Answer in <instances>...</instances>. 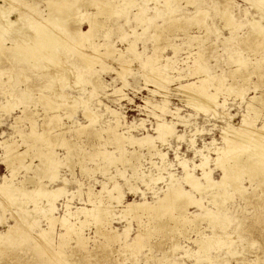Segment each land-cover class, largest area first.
<instances>
[{
    "label": "rangeland",
    "instance_id": "obj_1",
    "mask_svg": "<svg viewBox=\"0 0 264 264\" xmlns=\"http://www.w3.org/2000/svg\"><path fill=\"white\" fill-rule=\"evenodd\" d=\"M79 1H74L78 8L73 5L65 17L60 12L52 13L46 0H0L3 8L14 5L8 17L12 22L18 20L13 25H0V182L4 178L25 180V186L33 189L38 179L48 187L63 185L66 190L56 201L54 215L59 219L50 241L40 233L50 224L45 216L49 207L45 197L36 201L24 199L25 212L13 200L0 198V235L14 224V234L26 232V237L20 233L13 236L16 241L0 245V264H264V185L251 186L245 180L247 189L243 195L234 193L231 186L222 188L228 195L223 198L221 212L230 215V221L224 220L223 225L228 224L229 228L223 231V226L198 221L201 231L220 240L210 247V258L196 252L199 248L194 239L198 237V228L193 222L162 232L152 226L154 221L149 222L145 209L122 213L127 203L146 200L157 204L158 196L165 195L171 182L182 183L186 190L202 197L206 206L217 209L214 200L221 198L212 196L209 190L201 194L188 185L180 161L186 159L201 177L202 168L193 166L201 163L202 154H207V167H212V176L221 180V167L215 164L216 148L226 146V132L239 127L249 114V99L264 95V40L254 25L258 20L264 24V10L256 6V0H171L169 4L162 0H107L108 4L112 2L104 7L108 13L97 6L99 1L106 0ZM228 1L235 21L231 26H226L221 16ZM117 9L122 10L121 14L113 13ZM44 17L49 22L43 27L60 32L63 38L57 39L61 42L56 44L59 50L55 52L60 66L47 53V59L32 57L37 61L31 62L20 49V42L34 40L37 22ZM64 17L66 23L56 22ZM91 17L96 26L91 36L84 38L83 31L90 29ZM146 17L152 19L143 20ZM59 29H63V34ZM133 42L135 52L129 49ZM199 52L203 54L199 61L208 67L207 72L196 68ZM94 54L99 56L90 63L88 57ZM157 70L163 72L166 82L154 76ZM200 78L207 79L203 90L193 86ZM204 90L216 98L206 111L189 99ZM259 104L257 100L253 102L255 106ZM88 111L98 117L91 125ZM252 111L253 126L259 128L264 119ZM161 121L170 123L173 130L171 135L167 133L165 141L158 129ZM85 125L88 127L83 129ZM114 130L125 136L122 142L115 141ZM36 131L46 133L47 140ZM147 136L154 138V151L149 150L147 143L135 141L143 142ZM49 139L52 145H48ZM11 146L16 148L14 152L10 151ZM44 149H52L58 160L55 180L44 174L46 165L37 154L42 153L40 150L46 152ZM26 150L29 153L23 160L12 157L13 153ZM106 153L124 160L112 162ZM34 154L38 156L33 158ZM11 157L15 161L9 165ZM135 166H140L143 176L132 178ZM150 177L159 178L147 186L143 180ZM115 182L123 192V203L106 191L113 189ZM90 190L94 193L93 202L89 199ZM113 193L118 194L114 189ZM101 198L105 205H111V224L122 233L120 242L126 239L127 246L97 233L94 220L83 228L86 243L79 241L82 237L77 233L64 235L67 231L60 218L68 209L63 204L68 202L69 209L76 211L78 207H92ZM198 208L201 209L195 205L189 208L191 219L201 212ZM65 218L78 220L76 214ZM164 219L168 221L169 217L159 220ZM128 227L126 238L124 231ZM174 242L180 244L176 251L172 250ZM187 249L192 253L190 257Z\"/></svg>",
    "mask_w": 264,
    "mask_h": 264
},
{
    "label": "bare ground",
    "instance_id": "obj_2",
    "mask_svg": "<svg viewBox=\"0 0 264 264\" xmlns=\"http://www.w3.org/2000/svg\"><path fill=\"white\" fill-rule=\"evenodd\" d=\"M5 1L8 2V0H5ZM9 1L13 2V0L12 1L9 0ZM46 1H47V5L49 7V10L52 13L53 12H60V13H63L62 16L65 15V17H67L66 14L69 15V12L72 11L71 8L73 7L74 3L76 4V2H78V1L74 2L75 0L73 2L71 1L72 3L70 2V0H46ZM162 1H164L167 4L171 3V0H162ZM174 1H177V0H174ZM69 2H70L71 5L69 4ZM79 2H81V0ZM114 2L115 1L113 0V3ZM118 3L120 4L121 1L118 2ZM255 3H256V6L260 7L262 10H264V0H256ZM68 4H69V6H67ZM83 4H85V3H83ZM86 4H88V3H86ZM111 4H112V2H111ZM111 4L110 3L108 4L107 0H106V3L99 1L97 6L98 5H99L98 7L102 6L103 8L102 7L101 8L104 10L105 6L108 7V6H111ZM129 4H131V3H129ZM115 5L118 6V4H115ZM167 6H169V5H167ZM13 7H14V5L12 3H10V6H8L7 8H3L2 5H0V25L3 23L4 25L7 26V25H13L14 22L17 23L18 20L17 21L15 20L14 22H12L10 20V18L8 17V12L12 11ZM76 7L74 5V8H76ZM102 9H101V12L106 11V10L102 11ZM114 9H115V7H114ZM111 10L113 11V9H111ZM232 10H233V7H232L230 1L226 2L225 5L223 6V10H221V16L223 17L226 26H231V25H233L235 23L234 18H233V11ZM99 11H100V9H99ZM119 11H120V14H121L122 10H118V9H117V11L114 10L113 13H119ZM106 12L109 13V11H106ZM96 13L99 14V12H96ZM109 16L111 17L112 15H109ZM65 17L62 18L61 20L56 21V22L66 23V18ZM94 17H91V19H90V23H89L90 24V29L88 31H86V32L83 31V35L82 36L84 38L90 37L94 26H96V23H94L95 20L92 19ZM259 17L262 18L263 16H259ZM150 18L151 17H149V18L146 17L143 20L146 21V20H148ZM199 18H202V17H199ZM68 19H70V17ZM50 20H52V19H50ZM202 20H203V18L201 19V21ZM2 21H4V22H2ZM47 22H49V18H47V17H44L43 21H40L39 24L37 22V27H35L36 28V30H35L36 32H34L36 34V37H34V40L30 41V42H28V41H23L22 43L20 42L19 45L22 47V48L20 47V49H22L24 51L25 57L32 59L31 62L32 61H37V60H34L36 57H38V59H39V57L40 58L41 57H45L46 58V56L48 54L49 55L48 58L52 59L54 63H56L58 66H60L59 65L60 57H59L58 54H57L58 56L55 55L56 54L55 52H57V50H59V47L56 46V44H60V42H61V41H58L57 39L58 38L61 39L62 35L58 34V33H60L58 31H57L58 33H56V31H53L54 29H50V27L44 28L43 26H45ZM98 23H100V22H98ZM101 23L103 25V21ZM4 25H2V26H4ZM254 25H255V27H257L256 29L258 31V36H260L261 39L264 40V24L261 23L260 20H258V21H256V24H254ZM61 30H62L61 33L63 34V29H61ZM61 30L59 29V31H61ZM35 34L33 36H35ZM60 35H61V37H60ZM257 37H256L255 40H257ZM31 39H33V38H31ZM6 40H4V41H6ZM28 40H29V38H28ZM64 43L65 42H63V44H61V45L62 46L65 45ZM12 46L13 45H11V47ZM16 47L17 46L15 45V48ZM134 48H135V43L133 42V43H131L129 49L134 51ZM18 49H19V47H18ZM19 50H17V52H19ZM42 51H44V52H42ZM135 51H137V50L135 49ZM20 52H21V50H20ZM44 53L45 54L47 53L46 56L44 55ZM136 53H138V52H136ZM39 55H42V56H39ZM96 55L97 54H94V56L92 55V56L88 57V60H89L90 63L95 61ZM202 55L203 54L201 52L198 53V59H196V63H197L196 68L199 69V70L207 72L208 67L203 65L199 61V59L201 60ZM98 56L99 55H97V57ZM149 58H151V57L149 56ZM44 59H42V60H44ZM46 59H45V61H46ZM86 60H87V58H86ZM39 62H38V64L41 63V62L40 63ZM161 72L162 71L157 70L154 76L156 78H158L159 80L161 79L163 82H166V78L164 77L163 72L162 73ZM261 73H262L261 76H263L264 75L263 72H261ZM206 82H207L206 78H200V80H198V81L193 83V86L198 87V89H200V90H203L202 88H204L207 85ZM199 92L200 93H198V94L196 92L194 95L189 96L190 101L193 103V105H195V106H197L199 108H202L203 110H205L207 108L209 109L210 105H212L214 99H216V98H214L211 93H208L205 90L204 91H199ZM48 99H50V98H48ZM255 100H257L260 103L258 106L257 105L256 106L253 105V102ZM214 107H215V105H214ZM248 107L249 108L251 107V110H249V109L247 110V113H249V114L247 116L245 115V119L242 121V124L239 127H235L233 129H229L226 132V136H225V139H224L225 142L227 143L226 146L216 148L217 157L215 158V164H216V166L221 167V170H222L221 180H216L212 176V170H213L212 167H207L208 163H209V157H208L207 154L206 155L202 154V159L200 161L201 163L200 164H195L193 166L194 168H196V167L197 168L198 167L202 168V171H203V173H202L203 176H201L202 178L198 177L193 172V168H191L190 165H188V161L186 159L183 158L180 161L181 164L185 168V180H186V183L188 185H190L193 189H195V191H197V192H199L201 194H203L204 191H208L209 190L212 196L215 195V197H217V198L220 197L221 198L220 200H217V199L214 200V205L217 207L216 210L206 206L204 204V202H203L202 197L199 198V197L195 196L191 191L186 190L184 188V186L182 185V183H174L173 184V182H171L170 185L167 188V191H166L165 195L161 196V197L158 196L157 204L152 205L151 203L147 202L146 200H144L141 203H127V204L124 205V208L122 209V213H126L127 214L128 212L133 211L135 208L145 209V213L148 215V218L150 219L149 222L152 223L154 221V225H152V226L157 231H162V232H168V231L177 230L178 228H180L179 226L181 225V223H183V226H184L185 222H193L195 224L196 228H198V226H199L198 221H200V220H206L210 226L212 224L223 226V231H226L229 228V225L227 224L226 227H224L223 223H224V220L227 221V222L230 221V215L226 214L225 212H221L222 211L221 209H222V206H223V202H224L223 198H225V196L228 195L225 192V190H223L222 188L231 186L233 191H234V193H238L239 195H243L246 192V189H247L246 185L244 184L245 180L248 181L251 184V186H254L253 183H256V184L262 185V186L264 185V122H262L263 125L260 126L259 128H254V126H253L254 115L252 116L250 114L251 111L254 110L255 113H257L256 115H257L258 118H263L264 119V95L251 97L249 99V102H248ZM86 115L90 118V124L89 125H91L92 122H94V121H96L98 119L96 113H94L92 111H88ZM56 117H58V115H56ZM20 118H22V117H20ZM87 127H88V125H85L83 127V129L87 128ZM158 129H159V132L161 134V139L163 141L167 140V138H168L167 133H169L171 135L172 132H173L171 124L167 123V121L166 122H164V121L159 122L158 123ZM109 130H110V128H109ZM114 131H115L114 133L116 134L115 135L116 136L115 137V141L116 142L118 141L119 143L122 142L125 139L124 138L125 136H123V134H119L118 132L116 133V130H114ZM36 134L38 136H41V137L44 136V138L46 139V136H45L46 133L45 134L44 133L41 134V133H38L36 131ZM49 134H50V132H49ZM48 135H47V137H48ZM144 139H143V142H141L142 140L141 141L140 140H135V139L134 140L138 141L139 144L147 143V146H148L150 151H154L155 149H157V147L155 145V142H154V138H152L151 136H147ZM52 142L53 141L51 139H49V144L48 145H52L51 144ZM62 143L64 144V140L62 141ZM35 144H34V146H35ZM32 146H33V144H32ZM15 149H13V147H12V150H10V151H13ZM48 149H50L49 146H48ZM27 150H26V152L24 151V152L13 153L14 155H12V157H15V158L18 157V158H21L23 160V156H25V154L29 153ZM44 150L46 151V149H44ZM37 151H39V150L37 149ZM40 152H42V153L40 154V153L37 152V154L41 158H43L44 163L46 165L45 168H44V174H46L47 179L50 178L51 180H55L58 177V171L56 170V166L58 165V160L56 159V157H54L52 155V149L49 150V151L47 150L46 152L40 150ZM108 154L106 153V155H108ZM38 155L34 154L33 158L37 157ZM12 157L8 160L9 165L10 164H14L15 160H13V159H15V158H12ZM107 159H108V157H107ZM108 160H111L112 162H116L118 160L122 161V160H124V157L119 158L117 156L114 157V156L110 155ZM23 164L25 166L24 162H23ZM18 165H20V164L18 163ZM21 166L23 167V165H21ZM15 167L13 166L12 168H15ZM16 168H15V170H16ZM86 170H87V168H86ZM12 171H14V170H12ZM142 174H143V171H141L140 166H135L133 168L132 178L141 177V176L144 175V174L143 175ZM245 175H246V177H245ZM170 176H171V179L173 180V175H170ZM158 178L159 177H150V179L148 181L147 180H143V181H144V183L147 186H150V184H152L153 181L156 182L158 180ZM201 179H204V181H201ZM128 181H130L131 189H134L131 180L128 179ZM35 183H37L35 185V187L33 189H29V188H27L25 186V180H22V181H19V182H15L13 178H8V179L4 178L3 181L0 182V198L1 199L2 198L5 199L6 201L9 200L11 202L13 200L14 201L13 204H16L17 206H19L21 208V209H19L20 211L25 212V211H27V208L23 205L24 199L28 198V199H32V200L36 201L38 199V197H41V198L45 197V199H47L48 205H49L45 216L48 218V222L50 224L48 225L47 228H42L40 233L45 238H47L46 239L47 241H50L49 237L50 236L52 238L54 237V234H53L54 226L56 224L57 219H59V217L54 215V212L57 209L56 201L66 192V190H65V187L63 185H58V186H55V187H48L47 185H44V184L40 183L38 181V179L35 181ZM104 188H107V187L104 186ZM113 189L117 190V192H118L117 195H114ZM113 189H107L106 190L108 195L111 198L116 199L118 202L123 203V192L120 189V186H119V184H117V182L114 183V188ZM88 194H89V199L91 200V202H93L94 193H92V190H90V192ZM229 195H230V192H229ZM100 197H98V198H100ZM66 200L68 201L70 199H66ZM1 201H3V200H1ZM4 203H5V201H4ZM0 204L2 205V202ZM64 205L66 206V209H68L66 211L67 213L65 214V216L60 218V220H62V225L65 226V228H63V229H66V231H67L64 235H67V234L70 235V234H73V233H77V234L81 235L80 237H82V239H80L79 241L83 242V240H85L84 243H86L87 240L84 239L83 236H82L83 228L88 222H91V220H94L96 225H97V231H96L97 233L103 234V237L105 235V237H107L108 239H110L112 241H115V242L119 241L120 242V237H121L122 233H119L117 231V229H115L112 226V224H111V220H112L111 216H112L113 209L111 208V205H108V204L105 205L103 203V199L102 198L98 199V201L96 203L94 202L92 207H78L76 209V211H73V210L69 209L70 205L68 204V202H67V204L64 203L63 206ZM193 205H195L196 207L199 206L201 209H199V208L198 209L201 210V212H199L197 214H194L193 215L194 218L191 219V214L189 212V208L191 206H193ZM34 207H35V205H34ZM13 214H15V213H13ZM75 214L78 216V220L76 222H74V220L72 221V218H70V219L65 218L66 216H74ZM80 215L84 216L85 219L83 220L80 217ZM165 216L169 217L168 221H166L165 219L164 220H159V219H161V218H163ZM29 217H31V216H29ZM170 220H175V222H177V223L176 224H172ZM19 221H20V219H19ZM22 221H23V219H22ZM16 223H17V221H16ZM18 224H20V223L18 222ZM21 224H23V223H21ZM149 227L150 226H148L147 228L149 229ZM15 228L16 227H15V224H14V225H12L9 228L8 232H6L4 234L2 233L0 235V245H3V243H6V242H8L10 240L11 241L14 240V239H12V238H14L13 236L18 235V233L14 234V232L17 231V230H15ZM20 229H22V228H20ZM51 231H52V233H51ZM48 232L51 233V234H48ZM124 232H125V235H126V238H127L128 234H129V227L125 228ZM150 232L151 231L147 232V234L150 233ZM204 232L205 231H201L198 228V234H197L198 237L197 238L195 237V239H194L195 244L199 248L196 252L198 254H200V256H202V257L210 258V256L208 255V251L210 250V247L212 248L213 245L218 244L220 240H217L216 237L214 236V234L210 235V234H206ZM20 233L22 234L21 236L26 237L25 236L26 232L20 231ZM20 233H19V235H20ZM140 234H139V236H140ZM18 236L16 238L19 241H21L20 238H18ZM137 238H139V237L137 236ZM14 241H16V240H14ZM65 241H67V240L64 238V242ZM138 241H140V238H139ZM9 243H11V242H9ZM120 243L125 244L126 246L128 245L126 239L123 240ZM120 247H121V245H120ZM172 247H173L172 250L174 249L176 251L178 248H180V244L178 242H174V245ZM186 253H187V255L189 257L192 254L191 251L188 250V249H187ZM47 255H48V252H47Z\"/></svg>",
    "mask_w": 264,
    "mask_h": 264
}]
</instances>
